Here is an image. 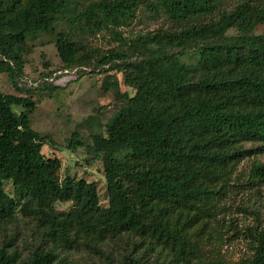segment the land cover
Segmentation results:
<instances>
[{
    "label": "trees",
    "instance_id": "1",
    "mask_svg": "<svg viewBox=\"0 0 264 264\" xmlns=\"http://www.w3.org/2000/svg\"><path fill=\"white\" fill-rule=\"evenodd\" d=\"M224 2H76L68 16L72 26L92 35L108 31L126 50L97 56L73 31H59L63 67L122 71L136 90L121 94L124 101L106 122V134H94L89 146L104 165L108 205L101 206L96 181L59 177L61 160L42 151L45 144L55 147L54 138L33 128L32 97L0 90V224L20 209L43 239L65 248L73 247L74 235L94 244L131 235L146 249L161 242L176 264H187L195 226L207 223L230 189L229 163L253 150L264 153V32H251L264 24V0H237L230 9ZM141 4L163 12L178 28L128 38L121 27L137 17ZM65 7L66 0H0V72L17 89H24L18 80L29 36L54 32ZM231 28L238 33L228 34ZM189 50L198 52L195 64L181 60ZM55 73L40 74L36 87L58 88L49 80ZM82 145L75 130L67 147ZM249 178L264 180V163L253 162ZM58 201L73 206L58 213ZM250 238L253 253L246 264H264V225L257 224ZM11 244H0V264H62L43 247L24 258ZM123 264L142 260L127 254Z\"/></svg>",
    "mask_w": 264,
    "mask_h": 264
},
{
    "label": "rangeland",
    "instance_id": "2",
    "mask_svg": "<svg viewBox=\"0 0 264 264\" xmlns=\"http://www.w3.org/2000/svg\"><path fill=\"white\" fill-rule=\"evenodd\" d=\"M236 1L225 0L224 6L230 9ZM76 2L83 4L86 0H66L64 15L55 25L54 32H38L29 36L21 57L22 77L18 80L19 86L24 89H17L11 83L9 75L0 72V90L32 97L36 103L31 113L33 128L54 138L55 147L45 144L42 151L61 160L59 177L96 181L100 204L106 206L108 193L104 165L100 159L93 158L89 146L93 144L94 134H106V122L124 101L121 94L125 91L134 94L135 88L126 83L122 71L116 70H76L77 79L65 84H61L59 78L56 79V89L36 87L42 73L56 72L60 77L65 71L71 70L63 67L58 54L56 33L59 31H73L76 39L97 56L109 50H126V46L114 41L108 31L92 35L82 31L77 25L72 26L68 22V16L74 13L73 6ZM121 28L128 38H134L149 31L174 30L178 26L163 12L154 13L141 4L137 17ZM251 32H264V24L257 25ZM236 33V28L228 31V34ZM181 60L195 64L198 52L189 50L181 56ZM90 66L94 67V64ZM75 130H78L83 145L71 150L67 144ZM245 146L256 148L257 143L246 142ZM253 151L247 152L238 162L229 163L225 180L230 189L207 223L195 226L190 237L194 251L189 253L187 264H207L213 261L246 264L252 256L250 232L257 224L264 225V180L254 182L249 178L252 163H264V153ZM7 189H10V185H7ZM72 206V201L55 203L58 213L67 212ZM17 212L16 218L11 222L0 224V244L7 239L12 242L10 248H18L24 258L43 247L55 252L62 264H123V258L127 254L141 258L142 264H176L173 256L162 250L161 242L146 249L141 240L131 235L109 237L103 244H94L74 235L76 241L73 247L65 248L60 242L43 239L45 236L41 237L38 225L31 221L30 216L24 215L27 213L20 209Z\"/></svg>",
    "mask_w": 264,
    "mask_h": 264
},
{
    "label": "built area",
    "instance_id": "3",
    "mask_svg": "<svg viewBox=\"0 0 264 264\" xmlns=\"http://www.w3.org/2000/svg\"><path fill=\"white\" fill-rule=\"evenodd\" d=\"M77 74L78 73L76 72V69H74V70H70V71H65V73L62 76H60V77L52 76V77L49 78V80L54 82L56 79L59 78L61 80V82H62L61 84H65V83H67L68 81H70L72 79H77V77H78Z\"/></svg>",
    "mask_w": 264,
    "mask_h": 264
}]
</instances>
